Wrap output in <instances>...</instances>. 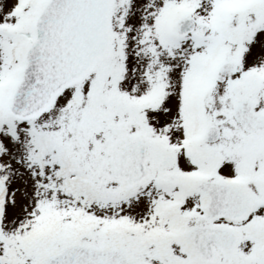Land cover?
<instances>
[{"label":"snow or ice","instance_id":"1","mask_svg":"<svg viewBox=\"0 0 264 264\" xmlns=\"http://www.w3.org/2000/svg\"><path fill=\"white\" fill-rule=\"evenodd\" d=\"M0 264H264V0H0Z\"/></svg>","mask_w":264,"mask_h":264}]
</instances>
